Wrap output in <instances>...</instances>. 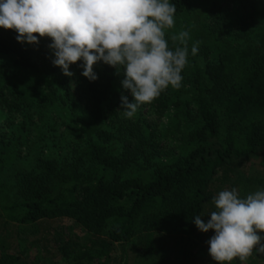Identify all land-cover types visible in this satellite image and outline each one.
I'll return each mask as SVG.
<instances>
[{
    "label": "trees",
    "instance_id": "trees-1",
    "mask_svg": "<svg viewBox=\"0 0 264 264\" xmlns=\"http://www.w3.org/2000/svg\"><path fill=\"white\" fill-rule=\"evenodd\" d=\"M169 2L176 6L175 19H191L182 86L169 87L131 119L120 109L122 94L132 100L121 84L123 68L118 74L98 63V79L89 81L77 62L72 88L52 63L49 38L21 44L14 30L0 28V106L43 120L54 104L76 107L83 102L85 114L84 132L63 140L48 123L50 137L33 142L27 166L12 179L3 171L21 143L26 118L16 130L0 131V264H35L17 249L25 240L15 235L17 229L63 216L98 243L93 256L91 246L81 248L61 234H46V241H62L53 249L72 256L73 264H126L127 243L137 234L144 236L137 264H168L169 256L170 264H202L200 250L209 255L208 244H197L207 241L210 230H198L194 217L207 222L205 207L217 195L218 182L253 155L264 154V0H234L233 13L218 4L206 7V0ZM169 109L178 124H169L170 138L146 114L159 117ZM261 188L264 176H251L246 195ZM155 232L171 238L169 250L154 242ZM117 243L119 256L114 255ZM263 260L264 254L254 252L247 264ZM204 262L215 264L210 256Z\"/></svg>",
    "mask_w": 264,
    "mask_h": 264
},
{
    "label": "clouds",
    "instance_id": "clouds-1",
    "mask_svg": "<svg viewBox=\"0 0 264 264\" xmlns=\"http://www.w3.org/2000/svg\"><path fill=\"white\" fill-rule=\"evenodd\" d=\"M176 6L169 0H0V28L14 30L21 44H39L49 38L54 66L73 76L79 63L89 81L98 79L94 66L123 68L122 115L131 119L138 108L151 103L169 87L182 86L188 64L190 34L175 27ZM171 41V46L169 44ZM199 41L191 46L198 53ZM215 210L205 222L194 217L201 232L213 230L207 241L215 264H247L253 253L264 254V188L241 197L233 187L212 199Z\"/></svg>",
    "mask_w": 264,
    "mask_h": 264
},
{
    "label": "rangeland",
    "instance_id": "rangeland-1",
    "mask_svg": "<svg viewBox=\"0 0 264 264\" xmlns=\"http://www.w3.org/2000/svg\"><path fill=\"white\" fill-rule=\"evenodd\" d=\"M207 3L209 5L210 3L218 4L221 8H226L231 13H233L236 9L234 0H206L205 4L207 5ZM209 5H207L206 7H208ZM197 8H199V6L195 4V10ZM190 20L191 19L187 21H185L184 19H175V27L169 30L168 34H178L182 30L188 31L186 25L190 22ZM69 71L74 74L71 77L68 76L69 83L71 84L72 88H74L76 66L70 65ZM83 105V102L79 103L76 107H68L67 105L58 106L54 104L48 109L49 113L47 115V118L43 120L38 119L36 115L32 116V120H30L20 113H8L3 107L0 106V131H8L11 128L16 130L18 126H21V121L23 119L26 118L27 121L26 128L22 127L20 132L18 131L21 136V143L17 145L14 158L12 159L11 163H9L3 171L5 177L8 179H12L16 171L22 170L27 166L28 161L26 160L30 156L28 155V152L32 148L33 142L37 145V142H44L45 139H48L50 137L48 128L46 127L48 126V123L54 125V128L52 129H54V131L56 132L58 139L61 137L62 140L63 137H75L77 132L83 133V120L85 117ZM146 114L148 119L150 120L151 125L158 126L159 128H161V130L163 129V131H166L167 136H169L170 138L171 135L169 131L173 128H171L169 124L171 122L174 123L175 126L177 124L175 123L176 115L174 113V110L169 109L159 117H157L150 111H146ZM59 144L60 143H58V145ZM255 175L264 176V154L259 153L253 155V157L233 176L218 182L215 191L218 194L219 191L224 190L225 188L231 189L235 187L240 195L245 196L248 192L250 177ZM213 210H215L213 203L207 204L205 207L206 214L204 215V219L208 220L210 218L208 214H210V212ZM56 233L61 234L63 240L69 239L70 241H76L81 248L91 246L90 248H92L93 256H95V254L97 253V249L94 248H96L98 243L97 240L93 238V235L90 234V232L84 229L82 226H80L72 218L64 216L47 218L42 220L41 222L39 221V223L37 224H26L19 227L15 235L19 234L22 238H25V240L17 246V249L23 250L24 254H21V256L26 258L28 262H36L37 264H73L72 256H61L57 250L53 249V247L55 248V246L62 241H53L51 239L49 241H46V234L52 237ZM212 235H214V232L213 230H210L207 234L208 238L206 240L208 241ZM207 241L204 243H198L197 247L199 248L203 246L204 248H207ZM154 242L156 244H161V246L166 248L167 250L170 249L171 238L164 233L155 232ZM44 245L50 247L51 250L46 251V249L43 248ZM117 245L118 247L114 251V255L119 256L121 246H119V243H117ZM143 245V234H137L129 240V242L127 243L126 264H137L139 254L143 249ZM200 255L203 258L202 264H208L204 262V259H207L209 255H207L204 250H200ZM166 260L168 264L174 262L172 256H169ZM260 264H264V260Z\"/></svg>",
    "mask_w": 264,
    "mask_h": 264
}]
</instances>
